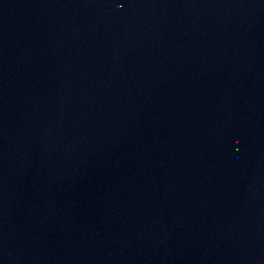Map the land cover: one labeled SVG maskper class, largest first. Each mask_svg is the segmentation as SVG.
Returning a JSON list of instances; mask_svg holds the SVG:
<instances>
[{"label":"water","instance_id":"obj_1","mask_svg":"<svg viewBox=\"0 0 264 264\" xmlns=\"http://www.w3.org/2000/svg\"><path fill=\"white\" fill-rule=\"evenodd\" d=\"M0 264H264V0H0Z\"/></svg>","mask_w":264,"mask_h":264}]
</instances>
